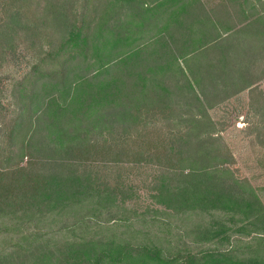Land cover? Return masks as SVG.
<instances>
[{
	"label": "trees",
	"instance_id": "obj_1",
	"mask_svg": "<svg viewBox=\"0 0 264 264\" xmlns=\"http://www.w3.org/2000/svg\"><path fill=\"white\" fill-rule=\"evenodd\" d=\"M92 1L0 0V72L17 68L15 110L0 86V219L21 240L0 264H264V202L211 114L261 95L264 9L121 0L140 17L94 22ZM144 184L192 237L176 255L92 234Z\"/></svg>",
	"mask_w": 264,
	"mask_h": 264
},
{
	"label": "rangeland",
	"instance_id": "obj_2",
	"mask_svg": "<svg viewBox=\"0 0 264 264\" xmlns=\"http://www.w3.org/2000/svg\"><path fill=\"white\" fill-rule=\"evenodd\" d=\"M139 1H148L149 3L154 0ZM201 1L208 8H211L219 0ZM254 1L257 10L264 9V0ZM123 4H126V7L121 13H118L116 7ZM147 5L145 4V6ZM139 11L140 9L132 11L129 9L127 2L121 0H93L88 14L94 22L98 21L100 17H120L125 21L127 17H140L133 16ZM141 17H150V15ZM16 70V66L11 65L5 67L0 72V86L4 90L3 101L12 110H15L16 104H8V102L12 97L10 96L13 87L12 76L15 75ZM20 72L21 70L18 73ZM259 87L260 91L257 92H261V95L264 97V80L260 82ZM261 95L250 92V89H246L239 95L211 110V114L217 122L216 126L219 129V133L223 136L235 156L236 162L231 165V168L235 170L239 177L249 178L251 184L257 189L258 194L264 202V134L262 133L264 131V117L261 116V113L255 111L251 105L253 99H259ZM27 128H25L24 132ZM24 132L19 134L16 140V144L14 145L15 152H19L22 146ZM26 161L27 159L24 158L21 160V163H25ZM140 183L138 182V184ZM141 184L143 185V183ZM146 188V184L137 188L134 199L127 204L129 205V211L125 214L127 219H123L120 222L112 221L102 226L100 224L97 227L98 230L92 231V234L106 237L105 239L108 240H112L117 236V240L122 242L130 241L135 244H157L166 249V252H171L172 255H176L178 249L183 247L184 241L191 242L192 237L179 236L182 234L184 227H182L183 224L179 217H177V214L174 211L166 210L163 205L158 204ZM192 218L196 219V215L194 214ZM11 224L7 220L2 222L0 219V250H3V248L10 250L14 245L21 242L20 238L16 235V230H13L14 233L9 231ZM58 236L60 237L59 239L65 240H72L75 237L67 233L62 234V232ZM191 245V250L194 251L210 246L208 242L193 243Z\"/></svg>",
	"mask_w": 264,
	"mask_h": 264
}]
</instances>
